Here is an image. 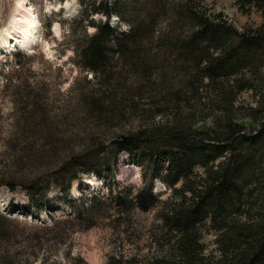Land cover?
Segmentation results:
<instances>
[{"label":"rangeland","instance_id":"1","mask_svg":"<svg viewBox=\"0 0 264 264\" xmlns=\"http://www.w3.org/2000/svg\"><path fill=\"white\" fill-rule=\"evenodd\" d=\"M114 1L96 0L95 10L88 11L82 0H0V35L18 4L30 8L37 19V36L29 49L4 51L0 45V264H104L110 254L141 257L152 250L160 224L158 209L141 210L134 196L149 183L161 200L170 190L158 178L146 180L144 163L130 160L127 151L112 161L108 144L145 126L151 116H155L151 124L157 123L160 116L151 110L142 117L128 109L106 116L92 111L96 105L91 99L101 101L105 95L132 92L139 80L140 74L122 66L116 38L129 31V22L136 24L138 16L145 15L144 0H119L117 6ZM171 1L162 0L165 11H159L152 36L142 43H127L152 61L147 72L158 81L164 75L173 78L180 73L179 44L189 30L184 19H172ZM204 3L209 11L225 14L238 29L255 28L263 21L254 9L240 12L234 0ZM110 8L120 9L123 19L113 10L108 17L98 11ZM93 23H108L116 29L106 43L112 78L119 75L111 83L79 63L80 49L96 33ZM143 32L147 37L144 28L138 36ZM171 81L170 87L180 86ZM253 99L251 91L240 94L242 101ZM32 120L41 125L31 127ZM85 147L95 159L68 167V175L75 173L76 178L65 193L61 187L67 176L54 174L48 156L56 155L59 160L63 155L82 153ZM90 164L103 170L102 174L79 171ZM167 164L162 159L161 168ZM108 166L111 170H106ZM24 175L27 178H21ZM9 180L29 185L38 205H31L21 183L9 188ZM45 187V201L41 202ZM213 240L214 233L205 229L202 241L207 251H214Z\"/></svg>","mask_w":264,"mask_h":264},{"label":"trees","instance_id":"2","mask_svg":"<svg viewBox=\"0 0 264 264\" xmlns=\"http://www.w3.org/2000/svg\"><path fill=\"white\" fill-rule=\"evenodd\" d=\"M82 2L85 10H95L96 0ZM234 2L242 13L258 11L263 21L255 28L238 29L222 12L209 11L204 0L171 1L172 19H184L189 25L179 44L180 73L173 78L164 75L158 81L149 76L152 61L127 44L152 36L159 11H165L162 0H144L145 15H139L136 24L129 22V31L116 38L122 66L140 74L137 87L105 95L101 101L91 99L96 105L92 111L106 116L128 109L142 117L151 110L160 116L155 124L151 116L145 126L111 139L108 148L113 151L112 161L127 151L130 160L144 163V178H158L170 195L161 200L151 191V183L138 190L134 202L141 210L158 209L160 224L152 250L141 257L110 254L104 264H264V0ZM112 10L123 19L118 8L98 11L108 17ZM93 25L96 33L80 49L79 63L111 83L119 75L112 78L106 43L116 29L108 23ZM142 28L147 37L144 32L138 36ZM166 78L180 86L170 87ZM113 87L120 86L113 83ZM245 91L252 92V102L240 100ZM32 123L33 128L41 125ZM95 141L94 137L90 143ZM89 151L85 147L82 153L59 160L48 156L54 174L67 176L61 187L65 193L76 178L75 173L68 175V167L77 161L93 162ZM162 159L168 162L165 168H161ZM79 171L103 172L94 164ZM16 183L25 186L31 205H38L24 181L9 180L6 185L14 188ZM205 229L214 233L213 252L202 241Z\"/></svg>","mask_w":264,"mask_h":264},{"label":"bare ground","instance_id":"3","mask_svg":"<svg viewBox=\"0 0 264 264\" xmlns=\"http://www.w3.org/2000/svg\"><path fill=\"white\" fill-rule=\"evenodd\" d=\"M36 34L37 19L34 12L23 4H18L10 18L9 26L5 27L0 35L1 48L4 51L15 47L29 49L35 41Z\"/></svg>","mask_w":264,"mask_h":264}]
</instances>
